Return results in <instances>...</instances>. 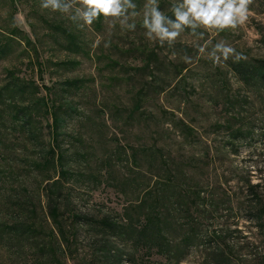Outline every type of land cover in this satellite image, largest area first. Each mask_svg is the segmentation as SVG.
I'll list each match as a JSON object with an SVG mask.
<instances>
[{"label": "trees", "instance_id": "1", "mask_svg": "<svg viewBox=\"0 0 264 264\" xmlns=\"http://www.w3.org/2000/svg\"><path fill=\"white\" fill-rule=\"evenodd\" d=\"M6 1L10 8L8 22L0 27V64H4L0 76V264H180L192 248L204 249L201 264H243V260L233 258L229 245L205 248L224 235L204 234L201 229V223L213 213L230 209L232 199L195 178L191 169L177 166L155 146L116 145L114 154L125 155L145 179L129 193L125 185L135 182L140 172L139 176L133 173L137 176L116 181L124 201L120 213L108 209L90 214L76 208L73 185L78 177L90 178L94 185L107 183L112 174L111 161L108 157L101 159L102 168L96 175L80 174L90 161L87 151L73 148L72 153V145L65 148L63 143L67 139L64 129L72 114L79 111L69 99L70 90L78 89L82 81L66 79L50 87L38 83L44 66L36 44L14 23L17 0ZM134 3L139 6L142 0ZM161 11L174 19L171 9ZM102 19L93 23L95 31ZM49 27L51 39L64 51L84 52L83 40L73 25L54 20ZM183 32L191 35L193 30L185 28ZM259 42L264 50L263 32ZM13 44L18 49L12 57ZM139 55L142 66L138 70L148 71L150 82L136 90L127 119L142 114L146 92L154 91L152 86L162 80L154 74L164 70L157 64L155 49L143 48ZM61 64L72 67L76 63ZM228 66L241 85L264 93V57L246 60L234 54ZM172 67L179 78L176 84L183 82L187 67ZM120 68L124 69L122 65ZM26 71L29 73H23ZM225 84L220 81L221 93ZM242 103L235 96H225L224 110L231 113L234 108L241 109ZM75 118L89 120L84 113ZM231 120L227 119L224 127L229 132V149L236 152L237 139L253 130L244 134L238 119L234 123ZM171 127L186 135L193 132L181 119L171 122ZM261 131L264 135V125ZM245 185L249 216L262 228L264 196L258 184L248 181Z\"/></svg>", "mask_w": 264, "mask_h": 264}, {"label": "rangeland", "instance_id": "2", "mask_svg": "<svg viewBox=\"0 0 264 264\" xmlns=\"http://www.w3.org/2000/svg\"><path fill=\"white\" fill-rule=\"evenodd\" d=\"M80 2L76 0L78 5ZM176 2L178 0H158L161 10H170ZM42 3L44 0H17L14 23L36 44L44 66L42 81H38L40 85L50 87L66 79L82 81L78 89L70 90L69 99L79 109V115L72 114L64 129L67 139L63 146L67 148L70 144L72 149L82 147L87 151L90 161L87 167L79 170L80 174L96 175L98 168H102L101 159L105 161L108 157L111 161L112 174L107 183L94 185L95 181L90 178L78 177L73 185L76 208L90 214L108 209L120 213L124 201L116 181L135 177L140 171L133 168L130 160L126 161L125 155L114 154L116 145L155 146L177 166L191 169L195 178L232 199L230 209L218 210L201 223L202 233L224 235L216 244H204L205 248L229 245L233 258L243 260V264H264V226L259 228L249 216L250 204L245 191V183L249 181L258 184L264 196V135L261 131L264 93L241 85L228 66L234 54L243 55L246 60L264 57L259 42L260 33H264V0H251L246 8L247 20L238 22L233 29L197 27L191 35L182 32L174 41H161L155 34L151 39L147 37L148 30L143 26L146 0L136 8L139 15L129 20L135 23L134 29L122 26L119 20L103 17L98 31L93 24L80 27L65 14L43 9ZM9 12L7 1L0 0V27H6ZM54 20L77 29L85 45L84 52L72 54L53 42L49 26ZM143 48L155 49L158 53L157 64L164 70L154 75L162 80L158 86H152L154 91L146 92L142 114L127 119L136 90L150 82L149 72L138 70L142 66L139 52ZM225 48L232 49L227 57L223 55ZM17 49L13 44L12 57ZM65 61L76 64L64 66L61 62ZM3 65L0 64V76ZM174 65L187 67L182 73L183 82L176 84L179 78L173 70ZM33 77L37 79L36 75ZM221 80L226 83L223 93ZM225 96L243 101L242 108L227 113L223 106ZM80 113L89 120L83 122L75 118ZM177 119L193 132L186 135L174 130L171 122ZM227 119H232V123L238 119L237 125L244 134L253 130L249 136L237 139L236 152L227 144L229 132L224 127ZM225 145L227 148H223ZM139 175L135 182L125 185L126 192L145 181L141 177L143 174ZM102 180L99 177V181ZM202 251L200 248L188 250L180 264H201Z\"/></svg>", "mask_w": 264, "mask_h": 264}, {"label": "clouds", "instance_id": "3", "mask_svg": "<svg viewBox=\"0 0 264 264\" xmlns=\"http://www.w3.org/2000/svg\"><path fill=\"white\" fill-rule=\"evenodd\" d=\"M250 3L251 0H178L171 8L174 16L171 19L160 10L158 0H146L143 25L149 39L155 34L161 41L176 40L185 28L233 29L238 22L247 20L246 8ZM40 6L67 15L80 27L104 17L119 20L122 26L134 29L135 23L129 20L139 15L134 0H81L79 5L76 0H44ZM231 51L225 48L223 55L227 57Z\"/></svg>", "mask_w": 264, "mask_h": 264}]
</instances>
